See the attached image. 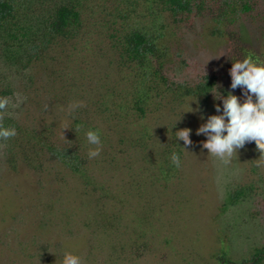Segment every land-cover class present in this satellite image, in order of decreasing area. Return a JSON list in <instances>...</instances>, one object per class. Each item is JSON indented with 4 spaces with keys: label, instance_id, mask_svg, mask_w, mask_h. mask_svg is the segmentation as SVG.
Returning a JSON list of instances; mask_svg holds the SVG:
<instances>
[{
    "label": "rangeland",
    "instance_id": "1",
    "mask_svg": "<svg viewBox=\"0 0 264 264\" xmlns=\"http://www.w3.org/2000/svg\"><path fill=\"white\" fill-rule=\"evenodd\" d=\"M263 10L260 5L255 12ZM258 24L254 29L245 26L240 36L264 63V34L259 33L264 21ZM256 37L259 38L258 45ZM72 44L76 49L71 48L69 57L54 53L53 60L22 70L20 75L0 61V78L6 77L0 84L13 81L19 89L7 96L6 109L8 114L16 115L20 124L41 129L53 122L50 138H55L58 143L66 142L70 137L74 142L82 141L80 151L87 154L95 146L86 140L88 129L75 136L69 105H87L95 115L90 105L92 98L105 95L113 83L123 84L128 75L117 66L116 56L108 50L104 38L95 41L90 51L88 46L77 44L76 40ZM188 47L192 52L190 61L195 62L186 71L189 79L213 72L218 76V87L224 90L222 95L231 91L237 97L241 96L239 87L229 88L231 78L225 64L228 48L225 37H195L188 42ZM106 83L109 85L105 89ZM166 103L160 105L159 121L155 117L159 113L149 118L148 125L152 126L155 136L163 135L161 139L167 141L168 134L163 129L174 122L177 130H191L192 143L188 146L183 143L182 170L175 184L160 187L157 193L149 186L151 184H144L147 200H154L155 210L159 209L154 213V220L149 218L146 222L150 230L147 229L144 239L149 243V249L139 255L126 256L128 258L121 264H217L209 253L223 246L231 260L226 264H240L254 247L264 246V153H260L254 142L234 153L228 164L207 153L202 147L206 137L197 135L196 130L209 115L217 114L214 104L220 101L214 100V95L207 100L188 97L181 103ZM82 116L86 117L88 113ZM89 119L92 127L105 135L101 146L103 152L89 159V173H97L95 169L107 161L103 165H109L112 172L108 173L114 171L112 178H117L112 180L108 175L111 184L118 182V190L130 189L132 172H140L141 158H132L129 169L127 160L130 158L121 152L123 144L116 132L119 129H116V123L106 122L99 115ZM7 149L0 141V264H61L65 252L79 256L81 264H105L111 245L124 244L135 237L136 225L142 222L132 213L133 204L121 208L120 227L110 229L109 236L104 238L102 230L88 224L98 202L88 186L82 187L81 178L75 177L60 163L47 162L46 152L37 156L42 163H37L39 169L27 165L21 158L16 169H12L7 161L13 155ZM14 157L16 162L15 154ZM142 172H145L144 168ZM241 185H252L254 189L248 191L243 201L231 204V192ZM181 186L183 192H179L184 196L178 203L175 190ZM222 205L226 209L223 213ZM95 244L100 247L98 251L91 248Z\"/></svg>",
    "mask_w": 264,
    "mask_h": 264
},
{
    "label": "trees",
    "instance_id": "2",
    "mask_svg": "<svg viewBox=\"0 0 264 264\" xmlns=\"http://www.w3.org/2000/svg\"><path fill=\"white\" fill-rule=\"evenodd\" d=\"M260 5L264 7V0H0V61L17 75L29 67L53 60L54 53L69 57L71 48L76 49V45H70L73 40L88 46L90 51L95 41L103 38L108 50L116 56L117 66L127 71L126 82L106 83L105 89L109 85L106 94L92 98L90 105L95 115L91 114L90 107L82 105L71 112L70 121L76 129L75 136L90 128L100 131L90 124L89 118L93 116L99 115L106 122L116 123V129L119 128L116 132L123 144L121 152L130 158L127 164L132 158H141L140 172H132L131 188L127 190H118V182L111 184L110 178L115 172L108 173L112 168L103 165L107 161L101 163L100 170L95 169L97 173H89V158L80 151L82 141L74 142L70 137L66 142L58 143L55 138H50L53 122L41 129L25 127L17 121L15 114H8L7 109L0 112V124L16 129L15 136L0 140L13 155L7 161L11 168L16 169L21 158L27 165L39 169L42 163L37 156L46 152L47 162L60 163L75 177L81 178L82 187L88 186L98 202L95 212L98 216L93 214L88 218V224L102 230L104 238L109 236L110 229L120 227L121 208L125 204L134 205L132 213L142 222L136 225L138 232L130 242L111 245L103 263L121 264L128 258L126 256L139 255L144 250L148 252L149 243L144 237L150 226L146 222L149 218L154 220V213L159 209L155 210L154 200H147L144 184H151L149 186L157 193L160 187L175 184L182 170L184 149L183 141L176 138L177 123L170 122L163 129L168 134L166 141L161 139L163 135L155 136L152 126L148 125L149 118L159 113L155 116L159 121L161 113L158 111L166 102L181 103L188 97L207 100L215 95V88L224 93L213 72L189 79L186 71L195 62L190 61L192 52L188 42L195 37H225L228 70L232 62L245 57L263 63L260 55L241 41L240 36L242 29H254L264 21V10L255 12ZM262 29L259 33L264 34V27ZM4 80L6 77L0 78L1 83ZM12 83L0 84V97L19 92ZM83 113L88 116H82ZM100 138L104 142L105 135ZM173 154L179 158L178 167L172 162ZM143 168L145 172H142ZM253 189L252 185L238 186L231 192L229 202L243 201ZM179 191L183 192L182 186L175 190L178 203L184 196ZM220 210L223 213L225 205ZM91 248L98 251L100 247L95 244ZM209 255L217 264L231 261L224 246ZM246 262L264 264V246L254 247L240 264Z\"/></svg>",
    "mask_w": 264,
    "mask_h": 264
},
{
    "label": "clouds",
    "instance_id": "3",
    "mask_svg": "<svg viewBox=\"0 0 264 264\" xmlns=\"http://www.w3.org/2000/svg\"><path fill=\"white\" fill-rule=\"evenodd\" d=\"M229 76L231 78L229 88L235 90L239 87L241 96L237 97L231 91L222 95L215 88L214 100L220 101L219 104H214L217 114L209 115L196 130L197 135L202 134L206 137L202 147L224 164L230 163L233 154L248 143L254 142L260 153H264V63L245 57L243 60L232 62ZM8 104L7 97H0V112H3ZM78 107H82V104L69 105V113ZM190 132L188 128L178 130L175 132L176 138L188 146L192 143L189 138ZM15 135L14 127L0 124V140H7ZM85 137L89 145L95 146L89 149L88 158L98 157L102 146L99 132L89 130ZM172 162L179 166L177 155H172ZM61 264H81V260L71 252H65Z\"/></svg>",
    "mask_w": 264,
    "mask_h": 264
}]
</instances>
